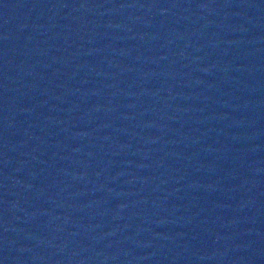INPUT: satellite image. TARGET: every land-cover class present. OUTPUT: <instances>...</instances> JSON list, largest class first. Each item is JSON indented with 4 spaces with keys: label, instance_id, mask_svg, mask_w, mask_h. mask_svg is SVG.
I'll return each mask as SVG.
<instances>
[{
    "label": "water",
    "instance_id": "obj_1",
    "mask_svg": "<svg viewBox=\"0 0 264 264\" xmlns=\"http://www.w3.org/2000/svg\"><path fill=\"white\" fill-rule=\"evenodd\" d=\"M0 264H264V0H0Z\"/></svg>",
    "mask_w": 264,
    "mask_h": 264
}]
</instances>
